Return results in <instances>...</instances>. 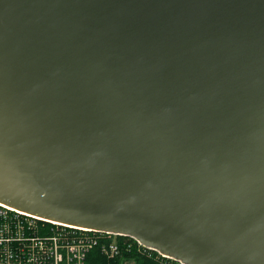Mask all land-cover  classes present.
Masks as SVG:
<instances>
[{
	"label": "water",
	"instance_id": "obj_1",
	"mask_svg": "<svg viewBox=\"0 0 264 264\" xmlns=\"http://www.w3.org/2000/svg\"><path fill=\"white\" fill-rule=\"evenodd\" d=\"M0 203L264 264V0H0Z\"/></svg>",
	"mask_w": 264,
	"mask_h": 264
},
{
	"label": "built area",
	"instance_id": "obj_2",
	"mask_svg": "<svg viewBox=\"0 0 264 264\" xmlns=\"http://www.w3.org/2000/svg\"><path fill=\"white\" fill-rule=\"evenodd\" d=\"M47 226L54 233L45 232ZM114 236L121 235L55 223L0 204V264H84L88 252L96 246L115 257L122 252L120 245L104 242ZM133 241L128 251L135 249L164 264H186L135 238Z\"/></svg>",
	"mask_w": 264,
	"mask_h": 264
},
{
	"label": "trees",
	"instance_id": "obj_3",
	"mask_svg": "<svg viewBox=\"0 0 264 264\" xmlns=\"http://www.w3.org/2000/svg\"><path fill=\"white\" fill-rule=\"evenodd\" d=\"M130 261H134V264H161L155 257L147 256L135 249L109 257L101 251L100 247H95L88 252L84 264H130Z\"/></svg>",
	"mask_w": 264,
	"mask_h": 264
},
{
	"label": "rangeland",
	"instance_id": "obj_4",
	"mask_svg": "<svg viewBox=\"0 0 264 264\" xmlns=\"http://www.w3.org/2000/svg\"><path fill=\"white\" fill-rule=\"evenodd\" d=\"M55 230H57V229H55ZM45 232L54 233V230H52V228H51L50 226H47V228H45ZM109 241H112V242H115V243L119 244L120 247H121V249H122V252H125V253L128 251V250H127V246H128V244H129V243L134 244L133 238H131V237H126V236H114L113 239H106V240H104L105 245H108ZM96 247H100V246H96ZM94 248H95V247H94ZM94 248H93V249H94ZM93 249H92V250H93ZM100 249H101V251L104 253L103 248L100 247ZM104 254H105V253H104ZM105 255L109 256L108 254H105ZM156 260H157V259H156ZM85 261H86V259H85ZM158 261H159V260H158ZM133 262H134V261H130V264H134ZM159 262H160L161 264H164V263L161 262V261H159Z\"/></svg>",
	"mask_w": 264,
	"mask_h": 264
},
{
	"label": "bare ground",
	"instance_id": "obj_5",
	"mask_svg": "<svg viewBox=\"0 0 264 264\" xmlns=\"http://www.w3.org/2000/svg\"><path fill=\"white\" fill-rule=\"evenodd\" d=\"M1 204V203H0Z\"/></svg>",
	"mask_w": 264,
	"mask_h": 264
}]
</instances>
